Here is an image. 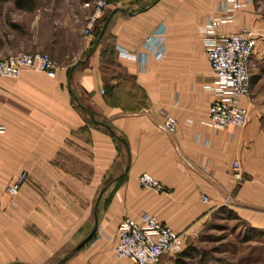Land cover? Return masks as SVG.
I'll return each mask as SVG.
<instances>
[{
  "label": "crops",
  "instance_id": "1",
  "mask_svg": "<svg viewBox=\"0 0 264 264\" xmlns=\"http://www.w3.org/2000/svg\"><path fill=\"white\" fill-rule=\"evenodd\" d=\"M31 1L24 9L0 0V57L25 51L30 31L45 24L62 31L50 44L63 56L54 77L0 75V264H134L115 254L125 217L156 215L190 243L226 206L264 231V19L252 1L219 29L258 33L250 93L239 98L250 111L244 127L208 123L213 73L202 28L224 0L116 1L93 51L83 26L94 0ZM161 32L166 49L154 55L147 38ZM166 115L176 118L174 133L161 127ZM236 158L240 182L229 173ZM22 171L28 177L12 195L5 186ZM147 171L168 191L141 186ZM95 211V234L73 251Z\"/></svg>",
  "mask_w": 264,
  "mask_h": 264
},
{
  "label": "built area",
  "instance_id": "2",
  "mask_svg": "<svg viewBox=\"0 0 264 264\" xmlns=\"http://www.w3.org/2000/svg\"><path fill=\"white\" fill-rule=\"evenodd\" d=\"M107 1L96 0L85 25L86 35L91 33L92 26L101 17ZM246 2L247 0H224L221 5L222 14L207 20L202 28L205 33L203 49L213 73L214 98L207 110L208 123L215 127H244L250 115L248 108L239 103V98L250 93L249 60L257 38L248 26L226 35L219 33L221 23L232 21L236 8L242 7ZM147 41L149 52L154 55L163 54L166 47L162 32L151 35ZM56 67L54 58L44 51H19L0 57V75L8 77H17L27 69L44 71L54 77ZM161 127L174 133L177 128L175 116L166 115ZM229 168L235 181L245 179L239 159H234ZM27 177L26 172L22 171L15 181L5 186V190L12 195L17 194ZM138 182L141 186L151 187L157 192L168 191L167 186L148 171L139 174ZM201 198L205 202L209 200L207 195H202ZM117 230L116 257H127L134 264H159L164 254H179L187 245L181 232L162 222L156 215L139 219L125 217Z\"/></svg>",
  "mask_w": 264,
  "mask_h": 264
},
{
  "label": "rangeland",
  "instance_id": "3",
  "mask_svg": "<svg viewBox=\"0 0 264 264\" xmlns=\"http://www.w3.org/2000/svg\"><path fill=\"white\" fill-rule=\"evenodd\" d=\"M118 1L139 2L141 0ZM251 1L257 12L261 14V18L264 19V0H250V2ZM95 2L96 0H94V4ZM114 2L116 1H107V5L101 17L94 23L91 33L88 35L85 34V25L93 8L86 17L83 26V36L91 37L90 42L95 39L96 31L101 29L100 27L103 20L108 14V6L114 4ZM8 11H10L9 6L6 7V12L8 13ZM0 18L2 26L6 18ZM250 28L253 30L254 36L258 39V33L256 34L254 29L252 27ZM30 32L31 36L26 42V45L28 44L29 47L22 52L44 51L52 58H55L54 60L57 63L56 58L62 57L63 55L62 53L58 55L57 52L54 54L53 50H51L52 44H50V35L56 33L57 36H61L62 31L52 32L48 29V24H45L40 33H34V31ZM67 37L71 43L70 48H68L69 50H74L79 46V43H77L79 40L77 32L73 33V30L70 32L68 31ZM37 45L40 47H37ZM64 55H66V53ZM70 55H73V53L71 52ZM221 208V210H216L207 221H205L203 228L193 241L190 243L187 242L185 248L191 246V253L164 256V259H162L159 264H264V235L248 226L240 215V218L238 217L237 212L226 206Z\"/></svg>",
  "mask_w": 264,
  "mask_h": 264
},
{
  "label": "water",
  "instance_id": "4",
  "mask_svg": "<svg viewBox=\"0 0 264 264\" xmlns=\"http://www.w3.org/2000/svg\"><path fill=\"white\" fill-rule=\"evenodd\" d=\"M156 1L157 0L153 1V4ZM114 11H115V9H112L111 11H109L108 14L106 15V17L104 18L103 23L101 25V30L99 32V35L94 40V44L92 45L91 51H93L96 48V46L99 44V40L101 39V37L103 36L104 32L106 31L107 25H108V23L110 22V20L112 19L113 15H114ZM70 76H71V73H70ZM93 119H94V121L99 122L94 117H93ZM106 127L110 129V127L108 125H106ZM96 207H97V204H96ZM94 216H95V220H94V224H93V226H92V228L90 230L91 232L88 235H86L84 238H82L79 242H77V244L73 248V251H77V249L81 248L82 245L85 244L86 242H88L91 239V237L95 234L96 229L98 228V216H97L96 211L94 213Z\"/></svg>",
  "mask_w": 264,
  "mask_h": 264
},
{
  "label": "trees",
  "instance_id": "5",
  "mask_svg": "<svg viewBox=\"0 0 264 264\" xmlns=\"http://www.w3.org/2000/svg\"><path fill=\"white\" fill-rule=\"evenodd\" d=\"M15 1V5L17 6V7H19V8H27V9H31V8H33V1H31V0H14ZM112 1H118V0H109V2H112ZM101 28V27H100ZM101 30V29H100ZM100 30L99 31H96V37L99 35V32H100ZM96 37H95V39H96ZM94 39V40H95ZM94 40L93 41H91V46L94 44ZM111 130V129H110ZM221 207H225V206H221ZM220 210L222 209V208H219ZM218 210V209H217ZM237 214V213H236ZM238 217L240 218V216L238 215ZM243 220V219H242ZM247 224V223H246ZM248 225V224H247ZM249 226V225H248ZM250 227L251 228H253V229H255V230H257V231H259L260 232V234H263L264 235V231L263 230H259V229H257V228H255L254 226H251L250 225ZM190 249H191V246L190 247H188V248H185V249H183L182 251H180L179 253H181V255H183V254H189V253H191L190 252Z\"/></svg>",
  "mask_w": 264,
  "mask_h": 264
}]
</instances>
